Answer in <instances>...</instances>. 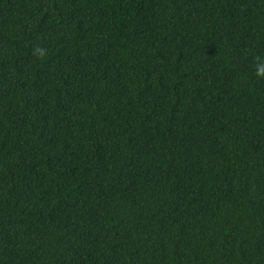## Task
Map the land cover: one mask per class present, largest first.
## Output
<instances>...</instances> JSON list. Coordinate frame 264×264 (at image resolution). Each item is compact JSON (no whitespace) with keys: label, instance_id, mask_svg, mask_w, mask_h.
Returning <instances> with one entry per match:
<instances>
[{"label":"trees","instance_id":"trees-1","mask_svg":"<svg viewBox=\"0 0 264 264\" xmlns=\"http://www.w3.org/2000/svg\"><path fill=\"white\" fill-rule=\"evenodd\" d=\"M0 264H264V0H0Z\"/></svg>","mask_w":264,"mask_h":264}]
</instances>
